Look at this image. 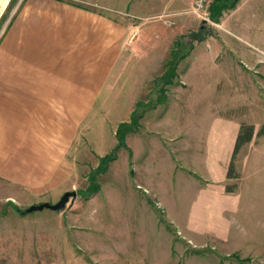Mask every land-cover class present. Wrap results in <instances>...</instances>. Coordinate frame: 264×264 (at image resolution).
<instances>
[{
    "label": "rangeland",
    "instance_id": "374dc122",
    "mask_svg": "<svg viewBox=\"0 0 264 264\" xmlns=\"http://www.w3.org/2000/svg\"><path fill=\"white\" fill-rule=\"evenodd\" d=\"M95 1L99 13L120 22L154 21L179 27L184 36L202 30L206 38L194 47L217 52L210 73L213 85L200 97L194 88L184 87L164 105L167 109L180 100L183 114L198 116L181 123L194 136H180L174 120L166 122L170 136H162L156 80L142 93V101H148L138 104L149 102L155 108L126 105L132 114H141L139 128L125 138L120 160L96 174L100 190L88 199L78 193L86 192L88 178L99 166L89 146L76 144L70 152V183L30 191L0 179V264H264V198L259 200L264 195V152L261 158L254 153L264 137H253L237 153V177L222 181L229 132L238 125L256 131L264 126V0H255L254 6L246 0L237 16L227 13L217 24L208 19L211 0H205L201 13L193 12L194 0H182L171 16L162 13V0H145L135 15L151 18L142 21L127 16L124 0ZM136 63L143 64L134 59L130 66ZM160 73L152 72V78ZM200 77L195 74L193 83ZM105 107L117 110L118 104ZM254 177L261 183L253 184ZM240 182L248 183V202L238 193ZM228 188L233 192H226ZM66 191L77 197L63 210L25 213L31 205L57 203Z\"/></svg>",
    "mask_w": 264,
    "mask_h": 264
},
{
    "label": "crops",
    "instance_id": "0c3cea01",
    "mask_svg": "<svg viewBox=\"0 0 264 264\" xmlns=\"http://www.w3.org/2000/svg\"><path fill=\"white\" fill-rule=\"evenodd\" d=\"M124 1L129 8L128 17L141 21L151 18L135 15L137 5L146 3L145 0ZM181 1L162 0V13L174 15L176 10L172 8L179 7ZM90 2L0 0V179L30 191L64 185L72 178L67 170L74 167L69 154L76 144L93 148L97 159L111 153L117 145V127L132 115L133 109L126 105L148 101L146 97L142 101V93L154 84L157 76L165 74L174 45L184 36L181 28L163 27L154 21L135 24L129 19L114 20L96 10L95 0ZM245 2L239 0L220 22L227 13L235 17L249 2L251 6L256 4L255 0H247L244 5ZM216 57L214 50L193 47L178 63L173 84L164 87L167 100L162 103L163 137L170 136L166 122L173 120L178 121L180 136L193 134L186 129L184 132L181 123L198 116L183 114L180 100H174L167 109L164 105L168 96L179 94L184 87L200 92L198 97L209 90ZM134 59L143 64L130 66ZM152 72L161 73L152 78ZM195 74L202 79L198 84L192 81ZM117 104V110L105 107ZM239 129L238 125L235 132H229L226 141L227 163L222 181L227 180ZM260 148L254 153L261 158L264 148ZM124 150L118 149L117 159L112 163L120 160ZM209 151L210 146L207 154ZM253 181L255 185L261 183L257 177ZM245 184L248 183L240 182L238 193L246 201L249 196ZM263 198L264 195L259 200Z\"/></svg>",
    "mask_w": 264,
    "mask_h": 264
},
{
    "label": "trees",
    "instance_id": "16d2710c",
    "mask_svg": "<svg viewBox=\"0 0 264 264\" xmlns=\"http://www.w3.org/2000/svg\"><path fill=\"white\" fill-rule=\"evenodd\" d=\"M237 4H238V0H211V2L208 5V19L216 24L219 23L223 14L228 11L234 10ZM183 37H181L180 40H178L174 45V48L171 52V60L167 63V69H166L165 74L161 76L160 79L156 80V83H155L156 88L159 89V93L156 98V104L165 102L164 87L173 84V81L176 77L175 71H176V67L178 63H180V61L184 60L188 56V54L194 47V42H201L206 38V36L203 35L202 30H200L199 34L198 33L189 34L186 37V40H183ZM159 97H162V99H160ZM155 105H152L151 103L148 102L146 105L144 106L142 105L141 107L140 105H138V109L140 110L142 109L147 110L149 108L153 109L155 108ZM141 117H142L141 114H137L136 111H134V113L130 117L129 123H121L117 127V130L115 133L117 145L111 153L99 159L98 168L95 170V173H93L88 178L89 186L86 188L85 190L86 192L84 191L85 193H81V192L78 193L80 196L83 197V199H88L92 195L99 192L100 187L95 182L96 174L105 172L107 170L108 164L116 160L115 151L121 147L125 148L126 136L131 132H135L139 128L138 121ZM254 135H256V137L263 136L264 126L261 127L257 131L256 134H255V129L253 126L251 125H241L240 126L239 132L235 140L234 148L232 151V156H231V160L228 166V171L226 174V177L228 179H233L237 177L234 174L235 156L237 155L238 151L244 144L249 143L252 140ZM226 192H233V189L228 188L226 189ZM12 208L15 211L19 212L20 214H23V212H20L18 208H16L15 206L12 205Z\"/></svg>",
    "mask_w": 264,
    "mask_h": 264
},
{
    "label": "water",
    "instance_id": "95a60500",
    "mask_svg": "<svg viewBox=\"0 0 264 264\" xmlns=\"http://www.w3.org/2000/svg\"><path fill=\"white\" fill-rule=\"evenodd\" d=\"M77 197V193L75 191H67L63 193L59 201L55 204L51 203H41L38 205H31L29 208L25 210V213H33V212H41L45 209L53 211V212H59L63 210L66 206V204L69 202L70 199H74Z\"/></svg>",
    "mask_w": 264,
    "mask_h": 264
},
{
    "label": "built area",
    "instance_id": "2783aa9c",
    "mask_svg": "<svg viewBox=\"0 0 264 264\" xmlns=\"http://www.w3.org/2000/svg\"><path fill=\"white\" fill-rule=\"evenodd\" d=\"M204 9H206L205 6V0H194L193 3V12L195 13H201L202 11H204ZM171 23L170 21H166V23Z\"/></svg>",
    "mask_w": 264,
    "mask_h": 264
}]
</instances>
